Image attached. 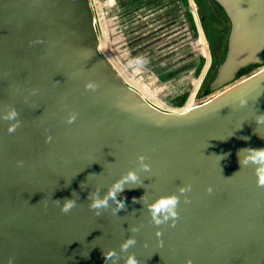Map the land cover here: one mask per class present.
I'll use <instances>...</instances> for the list:
<instances>
[{
    "label": "water",
    "instance_id": "obj_1",
    "mask_svg": "<svg viewBox=\"0 0 264 264\" xmlns=\"http://www.w3.org/2000/svg\"><path fill=\"white\" fill-rule=\"evenodd\" d=\"M214 1L229 18L216 19L226 55L202 99L170 113L102 53L90 0H0V264H105L110 249L117 264L129 253L139 264H264V187L238 157L264 148V123H256L264 114V0ZM10 106L21 122L11 134L2 119ZM71 113L77 119L68 124ZM141 154L151 170L118 196L126 210L97 217L88 194L103 195L138 169ZM185 185L174 227L152 224L143 202L133 203L179 195ZM73 192L77 206L63 214L54 200ZM129 236L137 243L122 253Z\"/></svg>",
    "mask_w": 264,
    "mask_h": 264
},
{
    "label": "rangeland",
    "instance_id": "obj_2",
    "mask_svg": "<svg viewBox=\"0 0 264 264\" xmlns=\"http://www.w3.org/2000/svg\"><path fill=\"white\" fill-rule=\"evenodd\" d=\"M90 1L100 38V50L130 87L140 92L158 109L166 112H184L202 99L227 51L228 35L218 20L211 16L206 17V26L219 32L217 35L212 32V39L206 38L201 29L202 22L195 13L191 0L195 24V30L192 29L193 39L189 41L187 36L183 35L160 36L157 42L163 45L162 51H144V45L152 46V40L150 36L138 34L140 29L135 26V20H132L131 33H125L120 25L121 19L114 21L105 15L104 1ZM150 25L152 22L146 24ZM196 32L198 34L194 37ZM198 42L200 50L196 48ZM210 43L214 44L213 48L209 47ZM172 45L174 48L168 49ZM184 45L188 47L185 53L182 49ZM137 60L140 63H136ZM158 60L164 63L156 66ZM163 72L167 76L160 78L162 85H157L158 75Z\"/></svg>",
    "mask_w": 264,
    "mask_h": 264
},
{
    "label": "clouds",
    "instance_id": "obj_3",
    "mask_svg": "<svg viewBox=\"0 0 264 264\" xmlns=\"http://www.w3.org/2000/svg\"><path fill=\"white\" fill-rule=\"evenodd\" d=\"M136 63H140L139 60ZM58 83V81H57ZM98 88V84L92 81H89L85 84V89L90 91H95ZM35 89L33 90V94H35ZM247 103L246 100L241 99L240 104L244 106ZM19 113L14 107H9L8 110L3 114L2 119L9 122L8 124V132L14 133L17 128L20 126V120L18 119ZM77 119L76 113H71L67 117V123L72 124ZM256 123H264V114H260L257 117ZM247 139V137H244ZM52 137L47 136L46 142H51ZM246 152V157L241 160L240 153ZM239 163L242 166H252L254 169V175L256 177V184L258 187H264V148H246L240 150L238 153ZM223 157H221L222 159ZM137 161L139 163V168L136 170L130 169L123 174L119 179L115 180L110 186H108L107 191L101 195V190L99 188L88 194L87 200L88 208L94 212L97 217H100L103 212L111 209L113 215H117L121 210H126V204L123 199H118V196L125 190L126 186L133 185L136 187H141L143 185V181L140 179L139 172H149L151 170V166L149 163H146V157L144 155H138ZM23 162L19 161L18 165L22 166ZM237 173V172H236ZM234 173L233 176L236 174ZM232 177V176H231ZM231 177L225 179H231ZM132 189L134 187H127ZM191 190V185H185L178 188L179 195L171 194L166 196H159L151 203H148L145 199V196H142L137 200V198H133V203H141L143 202L144 207L147 208V211L150 216V222L156 226H160L162 224H166L171 222L170 226L174 227L176 221L179 218V213L177 211L180 197L184 196L187 192ZM209 194L212 193L213 189L209 187L207 189ZM64 198L61 200H54V202L60 206V211L63 214H68L71 212L73 208L77 206V199L73 198ZM78 196V194H77ZM111 201V204H110ZM187 198L185 196V203H187ZM115 205V207H112ZM132 232H138L139 228L133 227L131 229ZM162 233L158 230L156 232L157 237H161ZM137 243L135 236H129L127 239L123 241L120 245V252H128V249L135 246ZM162 246L163 241H160ZM104 262L107 264V261H111L112 264H117L120 259L119 254L115 249H110L107 252H103ZM8 264H12V259H9ZM124 264H139L134 253H129L124 258ZM185 264H192L191 260H187Z\"/></svg>",
    "mask_w": 264,
    "mask_h": 264
},
{
    "label": "flooded vegetation",
    "instance_id": "obj_4",
    "mask_svg": "<svg viewBox=\"0 0 264 264\" xmlns=\"http://www.w3.org/2000/svg\"><path fill=\"white\" fill-rule=\"evenodd\" d=\"M193 4L195 13L200 17V21L202 22L201 29L206 38H208V33L211 31L205 24L207 16L218 19L221 22L222 19L229 21L225 10L214 0H193ZM191 5V0H119L117 6L119 19H121L122 22L119 24L125 33L126 31L131 33L132 20H135V26L140 29L138 34L141 33V36H150L152 40H150L152 46L146 47V45H144V51H162L164 49L163 45L157 42L161 38L160 36L173 37L175 35H183L185 37V28L186 26L190 27L191 18L194 17ZM149 22H152V25L146 26ZM150 44L151 43H149V45ZM209 47L213 48L214 44L210 43ZM173 48L174 46L172 45L168 49ZM187 48L188 47H185V45L182 47L184 53L187 52ZM158 62L159 63L155 64L156 66L164 63L159 60ZM150 73H152V71H150ZM165 76H167L165 72L159 73V80L161 77L165 78ZM210 89L213 90L212 86H210Z\"/></svg>",
    "mask_w": 264,
    "mask_h": 264
},
{
    "label": "built area",
    "instance_id": "obj_5",
    "mask_svg": "<svg viewBox=\"0 0 264 264\" xmlns=\"http://www.w3.org/2000/svg\"><path fill=\"white\" fill-rule=\"evenodd\" d=\"M100 1H104L105 2V4L103 5V7H104V9L106 11L105 12V15L107 17H109L111 20H114V21L117 20L118 19V13H119L118 12V6H117V0H100ZM120 30L122 32V29L121 28H120ZM192 32H193V30H192L191 25H190V27L186 26V28H185V36H187V40H189V41H191L193 39ZM196 48L198 50L201 49L200 42H198L196 44ZM152 105L154 106V104H152ZM154 107H156V106H154ZM164 112H166V111H164ZM168 112H170V113H181V112H174V111H168Z\"/></svg>",
    "mask_w": 264,
    "mask_h": 264
},
{
    "label": "trees",
    "instance_id": "obj_6",
    "mask_svg": "<svg viewBox=\"0 0 264 264\" xmlns=\"http://www.w3.org/2000/svg\"><path fill=\"white\" fill-rule=\"evenodd\" d=\"M191 27H192V29L195 30V24H194L193 18H191ZM212 31H214V32L212 33ZM211 33L217 35V33H219V32L216 31L215 29H211V31L208 33V38H210V39H212V35H210ZM197 34H198L197 32L194 33V37H196ZM254 66H256V65H252V66H249V67L242 69L239 73V76L248 73Z\"/></svg>",
    "mask_w": 264,
    "mask_h": 264
},
{
    "label": "bare ground",
    "instance_id": "obj_7",
    "mask_svg": "<svg viewBox=\"0 0 264 264\" xmlns=\"http://www.w3.org/2000/svg\"><path fill=\"white\" fill-rule=\"evenodd\" d=\"M156 81H157V80H156ZM156 84H157V83H156ZM144 85H145V84H144ZM157 85H158V84H157ZM145 86H146V85H145ZM189 108H191V107H189ZM189 108H187L185 111H187ZM185 111H184V112H185ZM182 112H183V111H182Z\"/></svg>",
    "mask_w": 264,
    "mask_h": 264
},
{
    "label": "crops",
    "instance_id": "obj_8",
    "mask_svg": "<svg viewBox=\"0 0 264 264\" xmlns=\"http://www.w3.org/2000/svg\"><path fill=\"white\" fill-rule=\"evenodd\" d=\"M119 3V0H117V4ZM118 18H119V13H118Z\"/></svg>",
    "mask_w": 264,
    "mask_h": 264
}]
</instances>
